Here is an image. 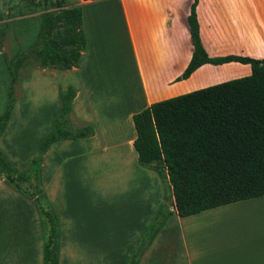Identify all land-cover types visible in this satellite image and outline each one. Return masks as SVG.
<instances>
[{
  "label": "crops",
  "instance_id": "crops-1",
  "mask_svg": "<svg viewBox=\"0 0 264 264\" xmlns=\"http://www.w3.org/2000/svg\"><path fill=\"white\" fill-rule=\"evenodd\" d=\"M66 1L81 6L86 45L77 67L33 69L38 97L40 89L47 88L49 98L51 94L53 98L45 99V105L38 98L33 105L28 126H32L35 137L25 150V158L51 129L52 119L60 111L59 89L75 87L71 119L77 127L92 125L94 134L52 144L42 170L48 198L53 202L59 196L64 206L59 215V264H104V241L99 242L104 232V200L97 199L93 221L84 216L80 203L75 205L71 199L75 183L68 172L84 159L104 165L106 153L114 154L119 167L114 164L112 174L113 228L117 224L115 232L118 230L121 242L112 264H125L127 248L145 231L164 200L159 175L138 163L132 115L153 102L249 75L251 66L237 61L205 63L178 80L193 52L188 25L193 0ZM196 13L200 38L209 56L236 54L264 60V0H198ZM129 69L135 72L141 89L133 97ZM123 93L121 101L118 96ZM11 115L12 111L0 140L9 128ZM23 136L22 131L18 143H23ZM3 152L11 160L17 159L8 150ZM105 173L109 174L102 167L101 174ZM103 190L102 186V199ZM260 200L264 195L185 217L173 213L139 264H264V209L250 216L242 213L243 205ZM204 220H210V225ZM220 220L223 229H213ZM43 244L35 204L0 177V264H30L35 260L42 264ZM78 252L94 254L97 261L93 255L90 263L80 262Z\"/></svg>",
  "mask_w": 264,
  "mask_h": 264
},
{
  "label": "trees",
  "instance_id": "trees-1",
  "mask_svg": "<svg viewBox=\"0 0 264 264\" xmlns=\"http://www.w3.org/2000/svg\"><path fill=\"white\" fill-rule=\"evenodd\" d=\"M29 1L43 10L33 43L37 65L77 67L86 45L81 6L66 0ZM197 2L193 0L188 15L193 52L178 80L205 63H248L251 73L153 102L132 115L138 163L159 175L164 200L145 231L127 248L125 264H139L173 213L185 217L264 195V60L236 54L209 56L200 38ZM6 30L0 24V48ZM23 60L12 64L4 58L10 85L8 103L0 113V135L14 106L13 84ZM76 91L71 85L59 89L60 111L25 161L11 160L0 148V177L32 200L38 211L44 237L42 264H59L60 257L59 214L44 189V156L56 142L94 134L90 124L72 125Z\"/></svg>",
  "mask_w": 264,
  "mask_h": 264
},
{
  "label": "rangeland",
  "instance_id": "rangeland-1",
  "mask_svg": "<svg viewBox=\"0 0 264 264\" xmlns=\"http://www.w3.org/2000/svg\"><path fill=\"white\" fill-rule=\"evenodd\" d=\"M49 10H51V8L46 11ZM42 12L43 10L41 8H37L36 4L31 3L29 0H0V24L5 25V28L7 29L6 36L4 37L0 48V113L4 111L8 103V89L10 85V76L6 68L4 58L11 61L12 64L17 63V60L22 59V57L24 59L23 62H18L19 68L16 71V81L13 84V98L15 100V105L12 110L13 118H11L9 128L2 135L3 137L0 140V148L3 151L5 149L8 150V153H11L12 155H17V159H14V161L18 163L23 162V160L25 161V150L29 144L31 145L32 142L30 143V141L35 137L32 135V126H28V122L31 121L34 114L33 105L37 102L38 98L40 99V103L45 105L44 100L49 98L47 93L50 94L47 88H41L38 97L37 87L34 86L32 77L33 69L38 66L33 52V43L35 42ZM127 72L130 74V89L131 96L133 97L134 95L139 94L141 89L138 85V79L135 72L130 69ZM52 98L53 95L51 94L49 99L52 100ZM118 98H120L121 101L124 100L125 94L123 93V95L118 96ZM41 113L44 112L42 111ZM72 125L77 127L73 121ZM44 129L45 128H41L40 131H43ZM22 131L24 134L23 143H18V137L21 135ZM113 155L114 154L112 153H106L103 156V160L106 163H104V165L101 163L94 165L91 161L89 162V159L78 161L73 171L68 172L69 177L71 179L73 178L75 183V185L72 184L73 196L71 199H74L75 205L78 202L80 203V209L84 211V216L89 217L93 221V218H96L97 216V199H99V202L104 200V232L102 233L101 231V238L99 239L100 243L102 240L104 241V264L115 263L113 256L118 250V247L116 246H118L121 242L120 237H118V230L115 232L117 224L113 228V185L115 181L113 180L112 174L115 173L114 164L115 167L119 169ZM112 160V165H109ZM102 167L103 171H108L110 175L107 173L102 175ZM102 186L104 189L103 199L101 192ZM96 189L98 191H96ZM129 197L131 198V193H129ZM53 203H55V209L60 215V212L64 207L61 203L60 197L58 196ZM243 206L242 213L250 216L253 215L254 211H257L259 208L264 209V200L256 201ZM98 211H100V208ZM99 216L101 217V215ZM220 216V218H226V215ZM204 223L210 225V220H204ZM223 223V220H220V223L216 224L213 229H223ZM93 255L94 254L91 253L85 254L83 252H78L76 257H78L77 259L79 261L82 260V262L85 261L90 263L93 259ZM100 258H102V254H99V259ZM96 261V256L94 255V262ZM30 264H36V260L35 263L31 261Z\"/></svg>",
  "mask_w": 264,
  "mask_h": 264
}]
</instances>
